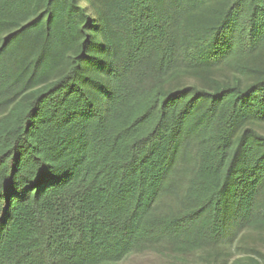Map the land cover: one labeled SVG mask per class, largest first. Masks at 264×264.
<instances>
[{
    "label": "trees",
    "instance_id": "obj_1",
    "mask_svg": "<svg viewBox=\"0 0 264 264\" xmlns=\"http://www.w3.org/2000/svg\"><path fill=\"white\" fill-rule=\"evenodd\" d=\"M263 128L264 0H0V264L264 230Z\"/></svg>",
    "mask_w": 264,
    "mask_h": 264
},
{
    "label": "rangeland",
    "instance_id": "obj_2",
    "mask_svg": "<svg viewBox=\"0 0 264 264\" xmlns=\"http://www.w3.org/2000/svg\"><path fill=\"white\" fill-rule=\"evenodd\" d=\"M262 132L264 133V128ZM192 170L191 163L183 167L185 179L191 175ZM184 189L185 185L181 190ZM231 238L226 246H221L222 249L202 246L199 250L179 246L177 248L173 243L156 244V246L141 243L118 264H264L263 229L245 227Z\"/></svg>",
    "mask_w": 264,
    "mask_h": 264
}]
</instances>
